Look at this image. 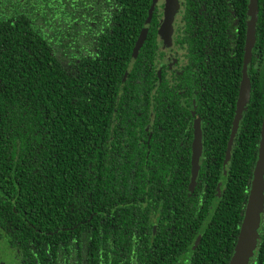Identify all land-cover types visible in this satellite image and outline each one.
<instances>
[{
    "label": "trees",
    "instance_id": "1",
    "mask_svg": "<svg viewBox=\"0 0 264 264\" xmlns=\"http://www.w3.org/2000/svg\"><path fill=\"white\" fill-rule=\"evenodd\" d=\"M158 2L0 0V200L5 215L19 212L22 233L49 232L50 252L60 249L66 264H229L234 253L258 158L264 84L239 117L229 154L240 84H217L203 114L204 128L217 125L216 141L210 129L202 183L191 192V152L171 141L183 120L168 117L162 100L150 108L154 123L150 110L135 108L146 45L135 60L133 48L154 6L144 40L156 49ZM259 32L264 51V0ZM76 186L91 193L88 209L67 195ZM39 203L51 205L52 224ZM259 233L250 264H264V212Z\"/></svg>",
    "mask_w": 264,
    "mask_h": 264
},
{
    "label": "flooded vegetation",
    "instance_id": "2",
    "mask_svg": "<svg viewBox=\"0 0 264 264\" xmlns=\"http://www.w3.org/2000/svg\"><path fill=\"white\" fill-rule=\"evenodd\" d=\"M158 3L156 10L158 14L156 49H150L151 39H148L147 42L146 40L143 41L135 56L133 48V58L135 60L139 55L140 49L146 45L141 70L134 77L136 83H138L137 87L140 89L138 93L140 102L135 105V108H137L136 112L141 115L143 113L142 108L150 110L146 114L149 119L148 122L154 123V111L151 110L155 109L152 105L153 102L156 103L158 100L166 102V107L163 109H166V115L172 119H181L184 122V127L180 126L178 133L172 137L171 141L173 145L179 142L177 145L181 147V153L183 150H190L191 168L196 121L199 120L203 145L199 160L201 168L202 162L206 158L205 156L203 157L205 137L210 129H214L211 131V135L214 136L211 142L214 143L216 141L214 138L217 135V125L204 128L203 114H208V108L214 102L216 89H218L217 84H222V86L224 84H240V96L244 76L248 28L249 22L252 20L249 9L250 0H178L179 8L173 20V33L170 45L166 44L165 39L161 35V27L165 19V2L164 0H159ZM151 21L148 24L147 33ZM253 21L254 39L246 68L248 75L247 84H250L247 91H249L250 98L255 93L256 84H264L261 81L264 51L262 50L259 34L260 0H258L257 13ZM229 70L235 71L231 74L224 72ZM130 77L129 73H127L125 80L130 79ZM130 84H133V79H130ZM129 87L132 88L130 85ZM209 103L210 105L208 106ZM159 128L162 129L160 125ZM200 168L196 184L194 189L190 190L191 192H194L195 188L202 183L201 179H199ZM191 176L189 183H191ZM99 179L100 177L97 175L94 188L96 191V209L93 212L98 226L100 221H102L100 192L97 188ZM80 188V186H76L77 191L67 195L75 198L76 201L85 199L83 202L73 201L72 204H76L79 208L88 209L91 193H84ZM42 204L45 208L40 203L39 206L43 215L48 216L46 222H50L48 225L52 224L51 205ZM68 207L73 210L70 206ZM24 219L26 218L24 217ZM19 224V212L15 211V215L12 213L5 215L3 201L0 200V245L5 256L7 252L11 253L13 264H23L26 259L30 263L34 261L36 264H66V258H63L60 254V249L55 251V256L50 252L49 245L52 241L45 235L49 232H43L42 229L33 227L31 233H22L21 230H18ZM158 227L159 225H154V233H156ZM76 228L77 224L73 227H66V229L71 230L66 235L76 234ZM199 240L200 235L194 241V247ZM2 253L0 254V264H10ZM24 254H26V257H23ZM181 264L184 263L181 262Z\"/></svg>",
    "mask_w": 264,
    "mask_h": 264
},
{
    "label": "water",
    "instance_id": "3",
    "mask_svg": "<svg viewBox=\"0 0 264 264\" xmlns=\"http://www.w3.org/2000/svg\"><path fill=\"white\" fill-rule=\"evenodd\" d=\"M157 2V0H155ZM177 0H166L165 5V19L163 23L164 33L166 32V38H171L173 29V18L175 16V11L177 8ZM154 6L151 7L149 11L148 19L146 20V25L142 28L140 36L134 47V56L137 54L139 48L142 46L143 41L147 34L148 23L151 20V14L153 12ZM258 8V0H250V14L252 20L249 22L248 37L246 43V55L244 64V76L243 84H241L239 101L236 108V115L233 122V129L230 137L229 147L227 149L228 154L230 153L236 127L238 125V119L241 116L246 104L250 98L249 91L250 87L248 83L247 75V63L251 53V47L254 39V21L256 17ZM162 30V32H163ZM202 130L200 128L199 120L196 121V131L195 138L193 141V153H192V168H191V183L190 190L194 189L196 184V178L200 168L199 160L202 154ZM264 212V115L261 127V140L258 149V158L253 171V179L251 183V188L249 192L248 201L245 208V214L242 220L240 232L235 244L234 254L231 257L229 264H250L251 259L254 257L256 249L259 242V229L262 222V214Z\"/></svg>",
    "mask_w": 264,
    "mask_h": 264
},
{
    "label": "rangeland",
    "instance_id": "4",
    "mask_svg": "<svg viewBox=\"0 0 264 264\" xmlns=\"http://www.w3.org/2000/svg\"><path fill=\"white\" fill-rule=\"evenodd\" d=\"M164 2H165V3H164V9H165L166 0H164ZM176 5H177V8H176L175 14H176V12H177V10H178V8H179L178 0H177ZM174 17H175V16H174ZM173 19H174V18H173ZM163 23H164V21H163ZM163 29H164V28H163V24H162V27H161V35H162V37L165 39L166 44L170 45L171 38H170V40H169V37H168V38L165 37V36L167 35V34H166L167 31L164 33V30H163ZM162 30H163V32H162ZM172 33H173V29H172ZM171 37H172V34H171ZM4 249H6V248L4 247ZM1 253H2V246L0 245V254H1ZM2 254L5 256L4 253H2ZM5 258L8 260V262H9L10 264H13V259H11V258H12V257H11V253L9 254V252H7Z\"/></svg>",
    "mask_w": 264,
    "mask_h": 264
}]
</instances>
